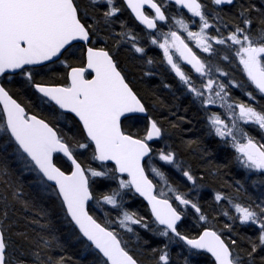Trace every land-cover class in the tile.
Instances as JSON below:
<instances>
[{"label": "snow or ice", "instance_id": "1", "mask_svg": "<svg viewBox=\"0 0 264 264\" xmlns=\"http://www.w3.org/2000/svg\"><path fill=\"white\" fill-rule=\"evenodd\" d=\"M122 51L171 74L173 104L141 94ZM164 120L202 122L180 145L204 172ZM220 153L239 178L202 203ZM74 244L88 264H176L173 246L183 264H264V0H0V264H74Z\"/></svg>", "mask_w": 264, "mask_h": 264}, {"label": "trees", "instance_id": "2", "mask_svg": "<svg viewBox=\"0 0 264 264\" xmlns=\"http://www.w3.org/2000/svg\"><path fill=\"white\" fill-rule=\"evenodd\" d=\"M125 17L127 18V13L125 14ZM131 22V21H130ZM150 54H152V50H150ZM130 53L121 52V55L119 56V59L122 64L127 65V67L132 70L137 77L135 86L137 89L141 92L145 98H151L154 94L159 96L161 100L165 102V104L171 105L174 103L173 97L168 89H165L162 85V79L164 82L172 83L174 86L176 84V81L172 79L171 74L161 70L160 75H156L153 77H147L143 76V73L134 69L133 64L130 61ZM61 69L58 68V71L60 72ZM51 75V73L49 74ZM142 77V79H141ZM13 92L14 95L19 99V101L23 104L28 105V107L34 111L39 112L40 109L37 107L38 102L35 101V97L31 95V93H26L24 90L20 88L19 83L15 84L13 86ZM31 101V102H30ZM176 103H179L181 106H187L188 103V97L181 98L180 101H175ZM175 111V109H173ZM158 115L161 116H168L167 109H161V111L158 113ZM177 115H188L189 117L192 116V111H189L187 114L183 112L182 108L181 110L177 111ZM171 120H176L175 116L169 117ZM166 128L170 132L173 133L171 137V141L173 142V146L177 147L179 146L180 156L184 160H186L189 164L192 165L193 169L197 173L204 172V165L205 161L201 160L198 155L193 154L190 151H187L183 148L182 145H180V137L182 136L185 140L187 139H195L197 136H202L204 133V129L202 127L201 121H194L193 124H184L183 128L185 129L184 132H180L179 129H171L168 127V121L164 120ZM187 129H191V131H188ZM206 143H208L211 146H213L212 141L206 140ZM162 146V145H159ZM10 150V149H9ZM207 159L213 161V168L211 175L205 174V181L204 183L207 185L200 193L201 196V202H207L211 199V192L213 188L221 189L223 191H232L231 188L228 187V184L233 180L234 176L236 178H239V174L237 172L236 167L233 165L230 168H221L220 173L215 172L214 165L215 164H223L225 163L223 153L217 154L214 157H208ZM168 171H171L170 169H166ZM28 179L33 178L31 175L27 177ZM172 179L177 178L176 174L172 172L171 175ZM250 194H257L252 188H249ZM243 195V193H241ZM138 204V201H132V203L129 205V207H136ZM242 231H246L245 229H242ZM146 237H148V234L144 233ZM153 239V243L156 242L155 238ZM179 251V248L176 246H173V254L176 261V264H183V258L182 257H175V253ZM69 255H71L74 258V264L76 261H79V264H88V262L91 260V255L87 252H84L83 249L78 245L74 244L68 249Z\"/></svg>", "mask_w": 264, "mask_h": 264}, {"label": "flooded vegetation", "instance_id": "3", "mask_svg": "<svg viewBox=\"0 0 264 264\" xmlns=\"http://www.w3.org/2000/svg\"><path fill=\"white\" fill-rule=\"evenodd\" d=\"M58 68H59V67H57V68L55 69V71H56V70L58 71ZM59 69H60V68H59Z\"/></svg>", "mask_w": 264, "mask_h": 264}]
</instances>
